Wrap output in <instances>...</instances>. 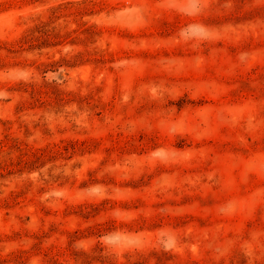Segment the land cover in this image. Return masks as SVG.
I'll return each instance as SVG.
<instances>
[{"label":"rangeland","instance_id":"1","mask_svg":"<svg viewBox=\"0 0 264 264\" xmlns=\"http://www.w3.org/2000/svg\"><path fill=\"white\" fill-rule=\"evenodd\" d=\"M0 264H264V0H0Z\"/></svg>","mask_w":264,"mask_h":264}]
</instances>
